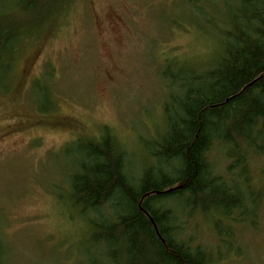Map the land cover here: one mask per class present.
<instances>
[{
	"label": "rangeland",
	"instance_id": "obj_1",
	"mask_svg": "<svg viewBox=\"0 0 264 264\" xmlns=\"http://www.w3.org/2000/svg\"><path fill=\"white\" fill-rule=\"evenodd\" d=\"M201 3L213 23L184 0H72L40 34L27 37L10 87L0 81L6 264L106 263L88 220L69 199L78 146L109 132L127 153L135 181L153 166L148 146L164 130L169 90L163 73L169 66L204 71L224 51L230 9L224 0ZM212 155L215 173L225 175L224 153ZM250 177L255 191L264 187L263 158L251 157ZM262 209L256 228L225 220L236 230L232 249L221 244L210 218L179 222L185 239L212 252V264H264Z\"/></svg>",
	"mask_w": 264,
	"mask_h": 264
},
{
	"label": "trees",
	"instance_id": "obj_2",
	"mask_svg": "<svg viewBox=\"0 0 264 264\" xmlns=\"http://www.w3.org/2000/svg\"><path fill=\"white\" fill-rule=\"evenodd\" d=\"M71 1L0 0V81L10 87L22 44ZM184 1L213 23L201 0ZM224 1L231 16L221 32L223 53L204 71L169 66L162 75L167 89L177 90H168L164 130L148 146L154 164L140 179L130 176L128 155L109 132L80 141L69 199L88 220L105 264H212V252L183 237L182 216L210 218L228 249L236 230L225 220L259 224L264 187L251 186L250 161L264 159V0ZM218 151L229 163L225 175L215 173Z\"/></svg>",
	"mask_w": 264,
	"mask_h": 264
}]
</instances>
